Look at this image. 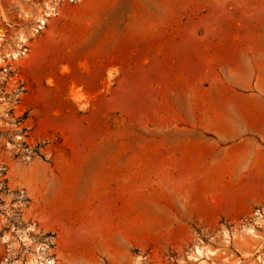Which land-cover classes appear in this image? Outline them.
<instances>
[{
	"label": "rangeland",
	"instance_id": "1",
	"mask_svg": "<svg viewBox=\"0 0 264 264\" xmlns=\"http://www.w3.org/2000/svg\"><path fill=\"white\" fill-rule=\"evenodd\" d=\"M86 1L0 0V264H264V0Z\"/></svg>",
	"mask_w": 264,
	"mask_h": 264
},
{
	"label": "crops",
	"instance_id": "2",
	"mask_svg": "<svg viewBox=\"0 0 264 264\" xmlns=\"http://www.w3.org/2000/svg\"><path fill=\"white\" fill-rule=\"evenodd\" d=\"M125 0H87L84 3L85 10L88 9L89 11H98L99 12V20L103 21L104 24H106V13L109 9L117 8L118 6H121L124 3ZM93 17L88 16L83 18L84 21H79L81 19L73 18L72 21L75 23H82L85 22V20H92Z\"/></svg>",
	"mask_w": 264,
	"mask_h": 264
},
{
	"label": "bare ground",
	"instance_id": "3",
	"mask_svg": "<svg viewBox=\"0 0 264 264\" xmlns=\"http://www.w3.org/2000/svg\"><path fill=\"white\" fill-rule=\"evenodd\" d=\"M41 23H44V21H41ZM39 28H42V26H40Z\"/></svg>",
	"mask_w": 264,
	"mask_h": 264
},
{
	"label": "built area",
	"instance_id": "4",
	"mask_svg": "<svg viewBox=\"0 0 264 264\" xmlns=\"http://www.w3.org/2000/svg\"><path fill=\"white\" fill-rule=\"evenodd\" d=\"M80 1V0H79Z\"/></svg>",
	"mask_w": 264,
	"mask_h": 264
}]
</instances>
